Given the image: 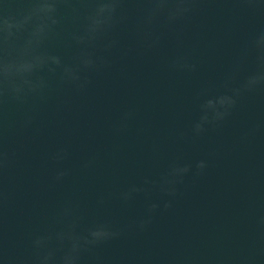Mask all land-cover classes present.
<instances>
[{"label": "water", "instance_id": "95a60500", "mask_svg": "<svg viewBox=\"0 0 264 264\" xmlns=\"http://www.w3.org/2000/svg\"><path fill=\"white\" fill-rule=\"evenodd\" d=\"M0 264H264V0H0Z\"/></svg>", "mask_w": 264, "mask_h": 264}]
</instances>
